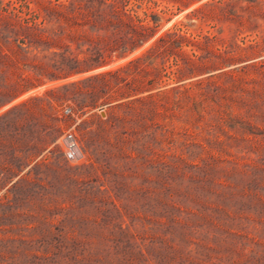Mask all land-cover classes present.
<instances>
[{
  "label": "trees",
  "instance_id": "trees-1",
  "mask_svg": "<svg viewBox=\"0 0 264 264\" xmlns=\"http://www.w3.org/2000/svg\"><path fill=\"white\" fill-rule=\"evenodd\" d=\"M137 1L22 0L10 6L0 0V106L46 79L107 64L112 55L122 56L154 36L161 16L140 14ZM170 1L188 6L194 0ZM209 20L228 21L236 32L255 31L263 44L256 37L227 42L203 29ZM182 26L155 35L122 65L47 90L54 96L63 89V97L80 107H125L126 121L138 125L126 137L136 154L126 152L127 157L143 158L147 170L159 172L157 197L126 202L124 264H173L181 245L189 259L212 238L223 240L219 232L253 251L264 233V61L246 62L264 49V0H206L189 10ZM43 42L100 46L75 70L62 62L61 74L41 80L48 70L30 64L28 55ZM27 65L35 66L33 75L24 73ZM169 80L174 84L165 86ZM111 117L118 118L113 112ZM148 238L163 252L153 254Z\"/></svg>",
  "mask_w": 264,
  "mask_h": 264
},
{
  "label": "rangeland",
  "instance_id": "rangeland-1",
  "mask_svg": "<svg viewBox=\"0 0 264 264\" xmlns=\"http://www.w3.org/2000/svg\"><path fill=\"white\" fill-rule=\"evenodd\" d=\"M2 1L19 6L22 0ZM204 1L194 0L188 6L170 0L137 3L140 14L147 10L161 16L157 35L182 26L189 10ZM230 24L209 20L203 29L220 34L230 43L243 44V40L256 37L263 44L255 31L236 32L229 29ZM154 36L122 56L112 55L107 64L49 80H44L48 74H61L62 62L75 70L78 61L93 54L100 44L93 48L87 43L68 42V47L60 48L47 47L48 43L43 42L40 50L29 53L30 64H41L43 70H48L41 78L44 82L0 106V264H124L120 251L126 250L125 231L130 222L126 202L157 197L159 172L147 170L143 158L127 157L126 152L136 154L126 145V137L133 136L131 130L138 125L126 121L125 107H80L76 100L63 97V89H57L54 96L47 90L126 63L139 55ZM252 56L246 62L264 61V49ZM23 68L25 74L33 75L35 66ZM138 78L133 82L135 86ZM171 84L174 81L169 80L165 86ZM110 112L118 118H107ZM67 130L74 133L82 153L77 161L68 160L64 154L63 134ZM92 217L98 222H91ZM121 222L124 230L118 227ZM216 236L223 240L211 237L214 241L210 246L199 247L189 259L181 245V257L175 253L173 264H264V233L257 236L259 242L253 245V251L231 241L232 236L221 232ZM226 239L228 245L223 244ZM145 242L153 254L163 252L149 238Z\"/></svg>",
  "mask_w": 264,
  "mask_h": 264
},
{
  "label": "built area",
  "instance_id": "built-area-1",
  "mask_svg": "<svg viewBox=\"0 0 264 264\" xmlns=\"http://www.w3.org/2000/svg\"><path fill=\"white\" fill-rule=\"evenodd\" d=\"M70 108H66L65 111L70 112ZM64 154L68 160H79L82 156L81 150L77 144L75 135L73 132L67 130L63 134Z\"/></svg>",
  "mask_w": 264,
  "mask_h": 264
},
{
  "label": "water",
  "instance_id": "water-1",
  "mask_svg": "<svg viewBox=\"0 0 264 264\" xmlns=\"http://www.w3.org/2000/svg\"><path fill=\"white\" fill-rule=\"evenodd\" d=\"M101 114H102V115H105V111H104V110H101Z\"/></svg>",
  "mask_w": 264,
  "mask_h": 264
}]
</instances>
